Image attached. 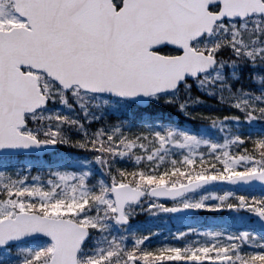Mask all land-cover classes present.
Segmentation results:
<instances>
[{"label": "snow or ice", "instance_id": "obj_1", "mask_svg": "<svg viewBox=\"0 0 264 264\" xmlns=\"http://www.w3.org/2000/svg\"><path fill=\"white\" fill-rule=\"evenodd\" d=\"M116 100L135 125L109 119L100 101ZM156 105L220 138L162 121ZM241 120L253 130L223 131ZM32 149L57 161L43 179L9 167ZM213 182L264 188V0H0V264H264V228L157 243L156 230H128L139 211L186 207L264 222V192L176 200Z\"/></svg>", "mask_w": 264, "mask_h": 264}, {"label": "trees", "instance_id": "obj_2", "mask_svg": "<svg viewBox=\"0 0 264 264\" xmlns=\"http://www.w3.org/2000/svg\"><path fill=\"white\" fill-rule=\"evenodd\" d=\"M245 83L247 86V82H245ZM193 92L203 96L206 100L212 99L211 97L206 96L204 93L198 92V90L195 88V86H193ZM112 102H114L115 104H117L120 107H118L117 109H112V108H110V104L109 105H103V102L100 101L101 107L104 109V111L106 113H108V117L110 120L128 119L132 122L133 125H135L138 122V120L140 119V113L138 111H134L131 113L123 111L121 102L119 100L112 101ZM214 103H215V101H213V104ZM202 106L204 108H208L212 105H202ZM154 107L156 108V111L158 113L163 114L159 117L162 121L177 122V123H180L182 125H186V126L190 127L191 131H193L197 135L201 134L202 137L208 136L209 138H212V139H219L220 138L221 130L218 128L210 127L206 122H202L200 120H195V121L194 120H188L185 117H183L180 113L174 111L173 109H171L169 107H164L162 105H156ZM220 109H221V111H224V112L219 111ZM210 110L211 109H208V111H210ZM231 111H234V109H229L226 106H220V107H215V109L212 110L211 112H215V113H219V114H225V113H228ZM116 112H119V115H115ZM150 122L153 124L154 127L157 126V125H155L154 120L150 121ZM233 122H235V121L224 122V123L228 124V127L223 129V131L227 132L229 135H231L234 132L244 133L246 131H252L253 130V125L248 124L245 121H243L244 122L243 126H240L239 128H236L233 125ZM261 123L262 122H256L255 127L259 128L261 126ZM61 147H63V146H61ZM30 158L33 159L34 162H37L39 159V158H34V157H30ZM50 158H51V155H49V156L47 155V156L43 157V161H45L47 163H52V160H50ZM39 166L43 168L45 165L40 164ZM206 203H213V202H211V200H208ZM153 211L155 214H150L148 211H141L140 213H137L131 220L134 223L138 224V226H142V229H144V231H147L150 228L156 230V233L152 237L151 242H153L154 240H156L158 238L166 236L168 233H171L170 229H165L164 231H162V227H160L162 222H168L170 224H173L175 222V220L171 216H169L165 213H156L155 210H153ZM165 228H167V227H165Z\"/></svg>", "mask_w": 264, "mask_h": 264}, {"label": "rangeland", "instance_id": "obj_3", "mask_svg": "<svg viewBox=\"0 0 264 264\" xmlns=\"http://www.w3.org/2000/svg\"><path fill=\"white\" fill-rule=\"evenodd\" d=\"M201 107L203 108L204 111H208V109H209V108H204L203 106H201ZM213 109H214V107H212V109L210 111H212ZM221 112H224V111H221ZM170 148H171V146H170ZM204 149L205 148L200 147L198 150H204ZM60 151L61 152H70L72 150L64 148V149H60ZM60 163L62 165H65V164L68 163V161L67 160L61 161ZM39 164H46V162L41 160V161H39ZM56 164H57V162H56ZM33 165L38 166V165H36V163L32 164L31 161L28 160L27 158H22V159L14 158L11 161L9 167L12 170H14L16 168H19L21 173L27 171L29 174H38V175L41 176L42 179H43V177H46L48 175V172H47L48 166H46L45 169L35 167V169L32 171L31 167ZM73 166L74 167H78V168L91 167V168H93V170L95 169L91 164L90 165H84V164L77 163V164H75ZM51 167H54V166H51ZM45 170H46V173H44ZM216 191H218V190L215 189V188L214 189L205 188V189L199 190L196 193L190 194V195L182 198L180 201H183L186 198H188V199H196V198H198L201 195L208 196L211 192H216ZM261 192H264V188L262 190H260V193ZM208 199H211V197L209 196ZM137 207H139V206H137ZM195 210H197V209H194V211ZM156 211H158L159 213H164L163 210H156ZM219 212H224V211L220 210ZM238 212H240L241 214H240V216H238L236 218L237 219L236 221L238 222V224H239V226L241 228H247V229H251V230H255V231H260V228L255 223V219L253 218V214L252 213H250V212H248L246 210H243V209H240ZM226 213H228L229 216H233V217L236 216L235 215L236 211L228 210ZM178 223L181 224V225H177L175 227L180 228V230H183V229H186V228H189V227L194 228V229H212V230L219 229V230H222V231H235V230H237L236 229V225H235L236 223L234 221L231 220V221H227L226 222L224 219L222 220L219 217L211 219V220H208L206 223H204V221H201L200 218L180 219ZM161 224H162L161 227L170 226L169 223H165V222H162ZM179 226H181V227H179ZM134 228L136 230L140 231V232H147V231L154 230V229L150 228L147 231H144V229L140 230L138 226H136ZM180 230H178V231H180ZM192 235H195V233L188 234L185 238L186 239H190ZM172 236L173 235H169V236H165L164 238H171ZM164 238L155 240V242H152V243L160 242ZM33 243H36V242H34V241L33 242H28V243L22 244V246H26V245L33 244ZM4 255H6V254L3 252V255H1V256H4Z\"/></svg>", "mask_w": 264, "mask_h": 264}, {"label": "water", "instance_id": "obj_4", "mask_svg": "<svg viewBox=\"0 0 264 264\" xmlns=\"http://www.w3.org/2000/svg\"><path fill=\"white\" fill-rule=\"evenodd\" d=\"M37 151L38 150H36V149H32V150H28L26 152H18L15 155L28 154V155L39 156V155H37ZM47 153H49V152L45 151V152H43V155L44 154H47ZM213 183H224V182H213ZM225 184H228V183H225ZM231 185L237 186L239 188L257 187V186H259V185L255 184V183H249V184H241V183H238V184H231ZM186 193H189V192H186ZM186 193H184V194H186ZM168 212H171V213L176 214V215H184V216H190L192 214V210L191 209H188V208H179L177 211H168ZM257 221L262 226V228H264V222H262L259 219V217H257ZM32 239H35V238H24V239L20 240L18 243H23V242H26V241L32 240ZM14 244H17V243H13L12 245H14Z\"/></svg>", "mask_w": 264, "mask_h": 264}]
</instances>
